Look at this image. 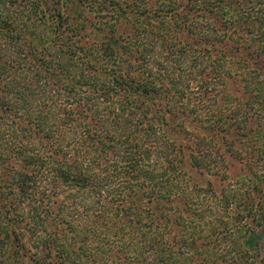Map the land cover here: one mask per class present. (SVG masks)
Masks as SVG:
<instances>
[{
    "label": "trees",
    "instance_id": "trees-1",
    "mask_svg": "<svg viewBox=\"0 0 264 264\" xmlns=\"http://www.w3.org/2000/svg\"><path fill=\"white\" fill-rule=\"evenodd\" d=\"M263 9L0 0V264H264L239 240L264 218L258 206L223 219L224 189L184 169L212 175L214 158L240 156L234 137L211 138L246 135L250 56L264 57V42L245 49L236 16L263 29ZM233 74L240 95L225 91Z\"/></svg>",
    "mask_w": 264,
    "mask_h": 264
},
{
    "label": "rangeland",
    "instance_id": "rangeland-1",
    "mask_svg": "<svg viewBox=\"0 0 264 264\" xmlns=\"http://www.w3.org/2000/svg\"><path fill=\"white\" fill-rule=\"evenodd\" d=\"M232 1V0H231ZM237 1V0H233ZM239 6L243 4V1H239ZM244 7V6H243ZM242 7V8H243ZM258 6L255 7V9ZM249 9V6H247V10ZM195 10V9H194ZM198 10V9H197ZM195 10V11H197ZM252 12L253 9H249ZM241 12V11H240ZM262 14L264 17V9L262 10ZM253 15V14H251ZM192 19H197L196 16L191 15ZM199 17V16H198ZM236 21L238 24H240V28L238 30V34H240V38L246 39V37H251L250 38V45L246 47L248 51L253 50L255 45L258 44V40L260 39L262 42H264L263 38L261 35L264 33V28L260 29L259 26H256V23L254 24L251 22V16L248 19V22H246L245 27L243 26L244 20H242L241 17L236 16ZM252 25V27L249 29V25ZM216 25H219V22L215 21ZM176 29V28H175ZM256 31L252 36H248L249 30L250 31ZM260 29L262 31V34L259 32ZM179 31V30H178ZM247 31V32H246ZM183 33L180 35L182 36ZM259 38V39H258ZM243 44V43H241ZM244 49V50H245ZM245 52V51H244ZM251 64L252 69L251 71H254V73H251L250 76H248V82H247V91H248V101H247V107L249 106V112L248 110L246 111L245 115L247 118L242 122L241 124V131H245L246 135H237V134H231V131L228 132L229 135H227V138H224L223 136H211V141L212 143L215 141L217 138L218 140H221L223 144H228V141L231 139V137L235 138L231 140L233 145L232 147L238 148V147H243L242 149L244 150L247 148L250 152V155L252 157L249 164L247 160L245 162L241 160L242 155L244 154L241 149L239 152L240 156H237V153H232L233 156L231 157V161L228 162H223L225 163V167L220 164V161H218L216 158H214L212 165L215 166L216 170L212 175H205V174H197L192 172V170L188 169L186 166L184 169L186 170L185 172L190 176L191 180L197 179L199 183H202L203 185L205 184L206 181H210L212 184L213 189L216 192H219V190L222 188L224 189V193H227V199H228V204H227V216L222 215L219 216L221 218H227L232 215H236L235 213L238 211L240 212L242 209V204L244 202H248L249 204H252L255 207L258 206V209L256 211H262L264 214V172L262 175V172L260 170V167L257 166L259 165L263 160L256 159V152L260 155L263 156L264 158V57L263 56H257V57H251ZM186 65V64H185ZM231 70L233 68V65L231 64L230 66ZM196 66L194 67V69ZM189 69L192 71V67L189 66ZM194 69L191 75L194 74L196 76H199L201 73V68L199 66V69L197 68V71L194 72ZM256 74H259V77H255ZM235 76L233 79H231V82H227L225 86V91L228 94L231 95H240L241 91V83H240V75L233 74ZM247 78V76H246ZM256 79H259V82L256 83ZM238 91V92H237ZM246 91V92H247ZM216 100V101H215ZM212 101V103L217 106L214 108V110H218L219 108L222 109V106H220L222 99L217 96V98ZM225 101V98H224ZM227 104V103H226ZM229 105V103L227 104ZM225 110V109H222ZM248 133V134H247ZM206 135V134H205ZM220 135V134H219ZM214 139V140H213ZM177 141L182 143V140L180 138H177ZM218 146V144L215 143V146ZM226 147V146H225ZM217 149L215 151L214 149ZM222 149V146H220ZM219 147H214L213 148V155L219 154L218 152L220 151ZM233 148V150H234ZM242 154V155H241ZM227 160V159H225ZM254 161V163H253ZM222 163V162H221ZM256 163V164H255ZM227 164V165H226ZM257 174H260L259 177L256 176ZM200 193H203L201 191ZM209 193V192H208ZM210 194V193H209ZM260 203V205H259ZM261 213V212H260ZM258 214V216L260 215ZM257 213L253 216L254 218L252 220H247V227L244 229L243 228V233L239 235V240L242 243L243 247L249 249V250H256L254 253H257V255L264 256V218L260 220L258 218ZM216 217V218H219ZM250 217V216H249ZM250 219V218H249ZM229 224H232V220H228ZM218 227H222L220 223H218ZM225 230V229H224ZM218 231H223L219 228ZM110 235H113L112 232L109 231ZM220 245H223L220 243ZM218 245V246H220ZM225 247V246H224ZM217 262V261H216Z\"/></svg>",
    "mask_w": 264,
    "mask_h": 264
}]
</instances>
